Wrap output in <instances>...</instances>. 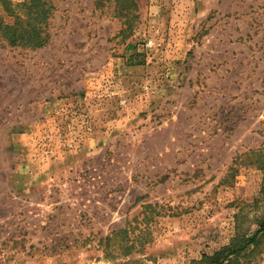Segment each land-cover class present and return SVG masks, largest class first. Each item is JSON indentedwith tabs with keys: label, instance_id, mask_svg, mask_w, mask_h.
<instances>
[{
	"label": "rangeland",
	"instance_id": "374dc122",
	"mask_svg": "<svg viewBox=\"0 0 264 264\" xmlns=\"http://www.w3.org/2000/svg\"><path fill=\"white\" fill-rule=\"evenodd\" d=\"M51 1L45 47L0 40V264H195L255 232L264 0H136L126 32L117 0Z\"/></svg>",
	"mask_w": 264,
	"mask_h": 264
},
{
	"label": "trees",
	"instance_id": "16d2710c",
	"mask_svg": "<svg viewBox=\"0 0 264 264\" xmlns=\"http://www.w3.org/2000/svg\"><path fill=\"white\" fill-rule=\"evenodd\" d=\"M1 1L5 11L13 17V20H9L0 12V40L13 47L21 46L32 49L43 48L51 41L50 17L54 8L51 0H24L18 6L9 0ZM117 3V8L120 11L125 9L128 14L132 11L131 16L126 20L128 25L122 30L129 31L133 28V21L137 16L134 11L137 10L138 3L136 0H117ZM129 232L130 227L128 226L115 230L112 235L105 238L106 243L110 244L120 233L128 234ZM263 235L264 218L259 222L255 232L251 234L237 233L230 244L212 255L204 254L195 264H231L242 253L248 254L246 250L250 249L251 245L255 248Z\"/></svg>",
	"mask_w": 264,
	"mask_h": 264
}]
</instances>
